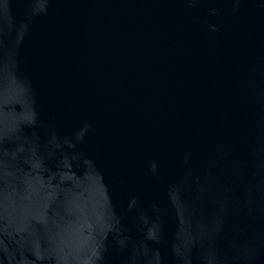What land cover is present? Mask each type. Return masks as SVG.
Returning <instances> with one entry per match:
<instances>
[{"label":"water","instance_id":"water-1","mask_svg":"<svg viewBox=\"0 0 264 264\" xmlns=\"http://www.w3.org/2000/svg\"><path fill=\"white\" fill-rule=\"evenodd\" d=\"M0 264H264V0H0Z\"/></svg>","mask_w":264,"mask_h":264}]
</instances>
